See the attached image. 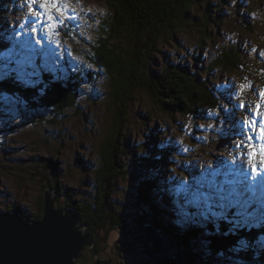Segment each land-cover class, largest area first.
Listing matches in <instances>:
<instances>
[{"label":"rangeland","instance_id":"1","mask_svg":"<svg viewBox=\"0 0 264 264\" xmlns=\"http://www.w3.org/2000/svg\"><path fill=\"white\" fill-rule=\"evenodd\" d=\"M210 2H189L191 14L186 10L189 3L177 7L184 13L177 24L183 26L164 29L154 52L156 62L151 60L147 65L159 71L178 66L194 74L215 97L218 95L211 110L199 108L195 114L185 115L179 103L175 102L174 111H168L161 98L141 87L129 90L115 69L109 72L100 49L103 42L110 43L107 52L115 46L130 50L138 46L128 32L124 39L114 37L109 42L112 27L105 23V16L111 12L105 2L51 0L50 4L49 0H36L33 4L32 0H15L9 16L0 0V41L5 44L0 47V80L14 82L8 94L0 92L1 214L13 210L29 223L38 220L44 215L45 191L49 190L56 210L65 213L74 205L81 212L88 204L99 217L94 219L95 224L90 218L89 225L84 215H78L85 229L98 230L96 241L91 234L93 245L85 246L77 261L151 264L161 248L143 224L156 223L159 230H166L183 243L184 258L190 264H249L218 260L211 253L222 250L221 242L212 252L206 244L212 229H189L194 225L206 227L210 212L215 221L220 220L216 229L227 233L229 225L223 223L226 207H238L245 221L252 215L259 227V217L247 210L252 205L253 212L264 207V63L260 57L264 55V38L247 35L241 29L245 14L251 20L255 15L264 18V0ZM209 17L218 21L214 25L208 22V32L204 25ZM50 21L62 27L51 33L54 25ZM29 27L31 31H24ZM234 50H241L252 62L236 68L237 55H229ZM81 68L88 73L76 87L80 97L73 94L78 100L76 106L61 113L52 107L37 108L52 98L47 74L46 91V86L40 85V92L30 100L28 92L34 87L26 85L32 71L43 69L52 76L63 72L70 76ZM17 87H21L19 93L15 92ZM191 88L194 92L198 86ZM176 91L183 92L181 88ZM182 92L178 96L181 103ZM219 102V110L213 111ZM48 154H54L58 161L53 180L51 176L40 180L29 169V162L20 163L35 155L48 158ZM114 171L116 180L111 177ZM56 182L58 191L51 186ZM202 190L217 197L213 203L219 210L209 206ZM105 204L115 209L121 220L118 224L108 220L110 210ZM181 208L183 212L178 211ZM150 212L157 218L148 217ZM27 215L40 217L27 220ZM100 224L99 228L95 226ZM250 233L260 235L256 245L264 247V235L253 230ZM250 261L264 264L262 257Z\"/></svg>","mask_w":264,"mask_h":264},{"label":"trees","instance_id":"2","mask_svg":"<svg viewBox=\"0 0 264 264\" xmlns=\"http://www.w3.org/2000/svg\"><path fill=\"white\" fill-rule=\"evenodd\" d=\"M1 1L3 4L4 0ZM5 1L9 3L11 2V0H5ZM101 1L105 2L108 8L107 10L111 12V14L108 17L105 16V21H106L105 23H108L109 27L110 26L112 27V29H109L110 31L109 34L111 38L109 39V42L114 37H117V39L118 38L124 39L125 38L124 34L128 32L131 35L130 37L134 39L133 40L131 38L134 44L138 46V48L134 47L133 50H130L129 48H124L123 46L118 49V47L115 46V48L111 52H107L106 50L109 49L110 43H108V40H107L108 45L104 44L103 42L100 49H102V53L104 54L105 62L107 64L109 72L115 69L118 73V77H120V82L125 83L123 84L125 87H130L129 90L135 89L136 87H141L153 97L154 95H156V97L161 98V104L163 103L165 107L168 109V111L170 110L174 111V109H176L175 105L177 103H179L181 106L179 110H181V112H183L185 115L190 113L195 114L194 111L198 110L199 108L208 111L209 109L210 110L212 109L211 106L212 105L214 106V103L217 101L216 98H219L218 95H216L215 97V95L212 92L207 91V89H205L206 85L205 84L202 85L201 84L202 82L199 81L196 78V76H194V74L191 75L189 74L188 71L185 70L183 71L178 66H175V68L169 67L168 69H165L163 71H159L156 69H149L147 67V65H149L148 63L149 61L152 60L156 62V57L154 52L155 50H157V44H159L158 40L160 37L163 36V32L165 31L164 29H168L172 31L171 28L177 29L183 26V23L180 22V24H177V22L181 17L184 16V13L178 12L179 10H176V8L177 7L179 8L180 5L189 2L196 5L199 0H101ZM208 2L209 4L211 3L210 0H208ZM192 8L193 7H191V4L189 3L186 10L191 14L190 11ZM186 15H188V13ZM243 16L245 19V25L242 26L241 29L246 34L251 35L254 33L260 36L262 34V30H264V18L257 15V18L255 20H251L248 15L245 14ZM216 21L218 20L209 17L208 21H206L204 25V29L208 31V22L214 25ZM146 36H148V38ZM131 53H133V56ZM234 54L237 55L235 57L237 59V66L235 67L240 68L239 64L245 63L247 61V58H244L245 55L241 54V50L238 52L234 50L229 55L232 58L234 57ZM98 59H102V57L98 55ZM139 62H141L142 65L144 64L145 68L148 69L144 70L145 68H143L142 65L140 66ZM66 65L69 66L68 63ZM63 71H65V69H63ZM86 73H88V70L86 68L84 69L81 68L79 69V73H78L79 75L76 73H72L69 76L67 73L64 72L62 74L55 75V77H60L57 79L59 82L55 84L49 83V89H50L49 96H52L51 100L53 101L51 100L43 101L41 104L37 106V108L52 107V110L54 112L61 113L63 110L67 108H72L73 105L76 106L78 101L74 97L77 95L76 87L79 85V82H81L83 77L87 75ZM10 78H12L14 81L16 80V78L14 77H10ZM13 83L9 82L7 79L0 80V92L5 95L8 94V92H10L9 90L14 89ZM178 85H180L178 88H181L183 92L176 91L178 89L177 88ZM192 86H198V88H195V91L197 90L196 93L195 91L193 92L194 89L191 88ZM125 87H123L121 84V88H125ZM20 88L21 87H17L15 89V92L19 93ZM79 88H81V85L79 86ZM164 89H167V92H165V94H168V99L167 97H165L166 95L164 94ZM185 89L187 90L186 92H184ZM38 92H40V88L38 87H34L32 89L30 88L28 92V95L31 97L30 100H33V97ZM181 92L183 94L182 103L178 98ZM77 96L80 97L79 95ZM219 106H220V102L219 105L217 106V109L214 108L213 111H218ZM106 140L104 141V143L106 142ZM55 159L56 157L54 156V154L49 155L48 158H46L45 156L35 155L24 158L23 162L21 161L20 163L23 164L25 162L26 163L29 162V169H33L36 176L40 177V180H48L49 176H51L53 180V177L56 175V164H58V161H55ZM113 168H115V166L112 167V169ZM116 171L112 173L111 177L114 176V173ZM114 180H116V175L114 176ZM147 183L150 187L153 184L152 181H149V179ZM146 185L147 184L145 183V187L148 189V186ZM51 186L57 191L60 190L57 182L54 183V185L51 184ZM43 187L44 188L47 187L46 183L43 185ZM143 197H144V193H143ZM72 202L74 204L76 201H72ZM72 206L73 208L76 207L74 205ZM90 207L91 206H89L88 204L83 205L81 208V212H79L77 208H74L79 212L80 215H84V218L86 219V222L89 225H90L89 223L90 218L93 219L94 224L97 223L96 220H99L98 219L99 217L97 216L94 209L91 212ZM105 207L106 209L110 210L108 220L111 221L112 223L114 222L115 225L118 224V222H120L121 220L118 214H116L115 209L112 206L109 207L107 204H105ZM112 209H114V211ZM93 215L97 216V218L93 217ZM147 216H145V218L148 217H153L154 219L157 218L155 215L153 216L149 215L148 217ZM27 217H30V215H27ZM32 217L33 218L31 217L30 218L37 219L40 216H32ZM208 225L209 226L207 227V229H213L211 223L208 222ZM225 225L228 226V224ZM95 226L99 228L102 225L100 224ZM153 226L157 228V224ZM196 227H198V229L200 228H202V230L204 229V227L198 225L196 226L194 225L191 229L196 230L197 229ZM157 229H160V227H158ZM86 230L90 234H92L94 240L96 241V233L98 229H86ZM253 231H255L256 233H260V231L255 229H253ZM211 232L213 235H216L217 238L220 237L221 241L220 240L219 241L221 242L222 250H218V251L226 252L228 257L239 258L240 260L246 262H251L250 260L256 261L259 260L260 257H262L264 261V247H259V245L258 246L256 245V242L259 241L258 238L260 237V235H253L248 231L240 232L238 235H235L229 232V229H227V233H224L223 231H219L218 229H216L215 231L211 230ZM244 236H246L250 241V248L248 251H241V249H239L241 248L240 247L241 245H244L245 247L248 246L245 244L244 241L238 240L239 238L242 239ZM226 240H229L228 244L226 243ZM215 245L217 244L214 243L213 249L216 248ZM94 248L97 249V244L95 245ZM189 255L191 256V254ZM254 256L257 258L253 259ZM248 257L250 258V260ZM76 264H86V263L84 259L81 260L79 259L78 261H76Z\"/></svg>","mask_w":264,"mask_h":264},{"label":"water","instance_id":"3","mask_svg":"<svg viewBox=\"0 0 264 264\" xmlns=\"http://www.w3.org/2000/svg\"><path fill=\"white\" fill-rule=\"evenodd\" d=\"M51 196L46 190L44 215L31 225L13 211L0 213V264H76L85 246L93 245L92 236L85 229L86 224L78 219L77 211L56 210ZM145 230L164 252L163 256L155 254L156 264H186L179 253L178 241L162 230L160 237L150 225ZM93 264L101 263L95 260Z\"/></svg>","mask_w":264,"mask_h":264},{"label":"snow or ice","instance_id":"4","mask_svg":"<svg viewBox=\"0 0 264 264\" xmlns=\"http://www.w3.org/2000/svg\"><path fill=\"white\" fill-rule=\"evenodd\" d=\"M32 2H33V4H36V0H32ZM49 3L51 4V0H49ZM33 11H34V9H33ZM3 46H5L4 41H0V47H3ZM39 64H40V61H39V58H37V60H36L37 68H39ZM46 74L49 76L52 84L59 82L55 76H52L51 74L46 73L43 69H40L39 73H37L36 71L31 72V75L29 77V80H28L26 86L39 87L40 85H45L46 87L44 90L46 91L47 83L45 82V79H44ZM20 82L25 83V81H20ZM81 83H83V81ZM241 87H243V86H241ZM213 168H215V166ZM195 171L197 173H199L200 170L197 167L195 169ZM209 171H211V169H209ZM202 191L209 198V206L212 207L214 210H219L218 204L213 203V201L217 200V197H215L211 191H208V190H202ZM201 202L203 204V197H202ZM254 207H255V205L249 206L247 211L249 214L255 213L256 216L259 217V227L256 226L257 220L254 219V217L252 215H249L247 221H245L242 218V216L240 214V209L238 207H226V209H224L225 218L223 219V223L228 224L229 225V231L235 235H238L240 232H244V231L251 232L253 229L260 231L261 235H264V231H262V230H264V207H261L258 212H253ZM208 217H209L208 222L213 224L212 230L215 231L216 230V224L219 222L214 220V218L212 217L210 212L208 213ZM201 219H203V217H201ZM238 240H242L245 242L246 245H248L247 247H245L244 245H241V251H248L250 248V241L248 240V238L246 236H244L242 239L239 238ZM254 258H257V257L254 256Z\"/></svg>","mask_w":264,"mask_h":264},{"label":"bare ground","instance_id":"5","mask_svg":"<svg viewBox=\"0 0 264 264\" xmlns=\"http://www.w3.org/2000/svg\"><path fill=\"white\" fill-rule=\"evenodd\" d=\"M3 5H5V0H4V2H3ZM10 10V9H9ZM6 12V11H5ZM4 12V13H5ZM6 14V13H5ZM7 16H8V14H6ZM10 16V15H9ZM224 50V49H223ZM105 144V143H104ZM261 177V176H260ZM258 178V177H257ZM256 178V179H257ZM262 178V177H261ZM256 179H255V183L256 184H259V183H257L256 182ZM262 180V179H261ZM260 180V181H261ZM255 184V185H256ZM23 202V201H22ZM55 205V204H54ZM56 206V205H55ZM155 206H157L156 204H155ZM182 209V208H181ZM181 209H179L178 211L179 212H183V209H182V211H181ZM189 210H190V208H189ZM9 211H13V210H9ZM77 213V215H79V212H76ZM150 215H151V212H150ZM30 217H32L31 215H30ZM30 217H28L27 218V220H31V218ZM26 218V217H25ZM25 220V219H24ZM165 222V221H164ZM30 223H32V221L30 222ZM29 223V224H30ZM148 225H150L156 232H157V234L160 236V237H163V234L161 233V232H159L160 230L159 229H157L155 226H153V225H156L155 223L152 225V223L151 224H149V223H147ZM147 224L146 223H144L143 225L144 226H147ZM176 224V223H175ZM31 225V224H30ZM198 226H200V225H198ZM209 225L207 224L206 225V227L204 226V229H207V227H208ZM192 228V227H191ZM190 228V229H191ZM145 230V229H144ZM197 230V229H196ZM165 234H167L170 238H172V239H174V240H176V241H178L179 243H180V248H179V253L181 254V256L183 257V259H184V261L186 262V264H190L189 262H187L186 260H185V258H184V249L183 248H185L184 246H183V243L179 240V239H176V238H174L173 237V235H171L170 233H167L166 232V230H162ZM146 232V231H145ZM246 233V232H245ZM244 233V234H245ZM248 233V232H247ZM251 239V238H250ZM259 240V239H258ZM208 241H209V243H206L207 245H208V247L209 248H211L210 250H211V252H212V250H214L213 249V246H214V243H216V244H218L220 241H219V237L217 238V236H215V235H212L210 238H208ZM217 241H218V243H217ZM207 242V241H206ZM220 244V243H219ZM216 246V245H215ZM220 246V245H219ZM206 249V248H205ZM205 251V250H204ZM206 252V251H205ZM210 252V251H209ZM251 252V251H250ZM213 253V252H212ZM211 253V255L212 256H214V257H217L218 258V260H220V259H223L224 261H226V262H229L230 263V260H232V261H235V262H246V261H242V260H240V259H238V258H231V257H228V255H225V254H223L222 253V251H217V253H214V254H212ZM252 253V252H251ZM207 254H209L208 252H207ZM164 255V252L161 250V253L160 254H158V256H163ZM246 257V256H245ZM249 258V257H248ZM247 258V259H248ZM252 259V258H251ZM157 263V260H156V258H155V260H153L152 262H151V264H156ZM252 262H249V264H251Z\"/></svg>","mask_w":264,"mask_h":264}]
</instances>
